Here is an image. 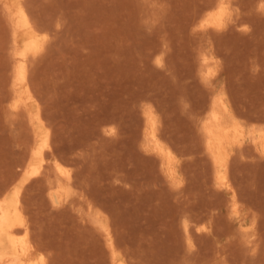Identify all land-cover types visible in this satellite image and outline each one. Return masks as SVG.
I'll return each mask as SVG.
<instances>
[{
	"label": "rangeland",
	"instance_id": "1",
	"mask_svg": "<svg viewBox=\"0 0 264 264\" xmlns=\"http://www.w3.org/2000/svg\"><path fill=\"white\" fill-rule=\"evenodd\" d=\"M214 112L242 130L224 183ZM261 142L264 0H0V201L46 264H264Z\"/></svg>",
	"mask_w": 264,
	"mask_h": 264
},
{
	"label": "bare ground",
	"instance_id": "2",
	"mask_svg": "<svg viewBox=\"0 0 264 264\" xmlns=\"http://www.w3.org/2000/svg\"><path fill=\"white\" fill-rule=\"evenodd\" d=\"M225 8L221 5L217 14L213 19L206 21L207 25H220L222 22ZM17 22L20 27L29 28L30 22L23 8H17ZM40 38L36 33H31L29 38L24 41V51L20 54V65L17 70V90L15 94L14 107L18 108L23 102L31 100L30 89L26 83V65L25 59L27 53L38 47ZM212 127L207 128L208 134V149L210 150L215 163L218 167V176L220 182L224 183L225 174L224 168L228 156V146L236 141L242 135V130L238 124L224 123L220 113L214 112ZM149 135L155 140L154 131L151 130ZM45 138L43 136L42 147L45 146ZM264 149V143H260ZM157 150L171 162V155L163 147L157 145ZM41 153V151H40ZM42 161L34 169L33 173L39 172L42 168ZM57 172L65 177L68 171L62 166L57 167ZM55 197L57 200L61 198V192L58 187L55 188ZM28 229L23 219L19 193L15 192L12 197L0 201V250L6 245L9 250L0 252V264H46L42 255H37L33 250L28 237ZM113 264H126L122 259L114 258Z\"/></svg>",
	"mask_w": 264,
	"mask_h": 264
}]
</instances>
